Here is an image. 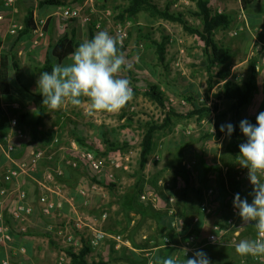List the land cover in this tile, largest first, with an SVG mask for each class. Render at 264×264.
<instances>
[{
    "label": "rangeland",
    "instance_id": "obj_1",
    "mask_svg": "<svg viewBox=\"0 0 264 264\" xmlns=\"http://www.w3.org/2000/svg\"><path fill=\"white\" fill-rule=\"evenodd\" d=\"M149 1L160 10L168 9L170 12L180 13L190 25L201 29V22L188 14L189 10L194 9V5L188 0ZM125 6L126 2L123 0H95L93 8L95 14L102 15L101 27L108 25L111 33L114 25L125 20L119 18ZM209 7L214 13L223 14L224 7L219 0H211ZM227 8H225L226 15L230 17L231 23L228 28L215 31L213 40L216 45L230 51L231 59L226 64L216 65L212 72L214 76L220 71L226 72L229 75L227 78L229 81L241 83L242 80L249 77L251 65H256L259 62L260 53L253 57L250 56L253 31L255 28L263 29L264 33V28L257 24L247 26L246 19L243 17L242 19L239 13V4L236 3L235 8L230 6L229 11H227ZM91 9V7H88L87 14H90V25L94 29L95 14L90 11ZM219 10L220 12H218ZM236 17L240 18L239 23L242 24L241 27L245 30H235L234 20ZM126 19L130 21L131 27L126 46L122 50L127 59V67L121 75L131 80V86L135 93L134 99L118 115L97 113L95 114L97 118L81 115L80 119L85 122L82 127L83 132H79V134H82L86 142L95 146L96 151L99 152H105V144L101 140V135L105 136V141L111 137L116 138L120 144L128 145V149L124 153L130 157L129 170L115 174L116 181L119 183V188L116 189L117 192L122 193L126 190L125 188L122 189L126 185H133L136 181H141L139 182L141 186L147 185L151 189L150 191H153L159 199L164 200L168 196L173 197L178 219L188 228L193 217L197 214L203 192L213 189L208 185V177L209 173L214 175L221 169L216 163L217 157L221 162L220 164L225 167L238 162L237 156L239 155L228 152L226 147L235 137L242 142L245 140L246 137L243 136L239 127L241 120L247 119L250 123L252 122L249 120L248 115L243 114L240 118L238 117V122L233 123L232 115L228 111L231 104L226 101L216 104L213 102L212 95L220 89L223 82L216 83L215 81L212 89H208L206 84L207 72L204 67L206 63L204 44L198 37L184 32L179 24L153 17L144 8L134 18ZM244 32H246V37L245 42L242 44L239 42V38ZM159 44L164 45L163 62L158 59L156 53ZM258 84L259 88L262 87L264 79H258ZM149 87H162L164 89V92H162L164 107L159 106L145 95ZM186 97L192 100L188 102ZM170 99H172V102ZM193 105L211 109V113L205 114L201 118L191 116L190 114L194 110ZM215 107L216 109H214ZM66 119L67 124L73 122L70 117ZM96 120L102 123V125L97 126L98 133L94 132L97 129L93 128L97 125ZM5 123L6 121L1 119L0 139L8 134V132L4 133L3 131ZM227 123L234 125V131L230 138L226 136V132L222 133L220 131V126ZM150 124L163 127L161 130L156 131L153 137L154 150L156 147L162 149L161 160L159 162L150 161L153 150L147 165L140 171L141 143ZM74 128L73 126L69 129L66 124L60 127L62 144L69 149L71 143L76 142L73 136ZM31 129L36 130V127H31ZM185 129H189L190 134H183ZM203 152L205 154H202ZM66 154L68 155L67 152ZM228 159H230L229 164L223 163ZM59 160H61L60 157ZM190 162H194V164L196 162L195 166L199 172L194 165L190 170L184 166V163ZM200 167L203 172L200 171ZM239 169L242 171L247 170L241 167ZM225 171L228 175L230 168ZM234 171L237 172V170ZM227 183L232 185L229 178ZM199 191L201 197H199ZM110 194L111 197H114L113 193ZM93 200L95 202L91 214L95 216L104 205L97 197ZM187 200L190 204L189 211L184 209ZM154 212H156L155 209L147 206L145 210L137 212L125 213L120 211L116 215L114 213L104 226V230L110 229L114 233H119L133 249L136 251L146 250V253L155 259L154 264H158L159 260L179 252L175 249L170 254L160 255L157 248L163 246L164 239L168 238L176 244L179 240L172 230L161 226L159 217L155 216ZM84 215L88 214L84 213ZM20 235L22 234L15 232L14 242L18 241L19 245H24L33 264H57L61 257V251L65 253L64 263L72 264L69 254L72 251L63 248L61 244H57L60 241L57 242L56 239H52L51 235L40 226L28 227L26 236ZM77 235L78 233H74L75 237ZM11 247L13 246H4L0 243V264L8 259V251ZM78 253L79 251H76L75 255ZM134 255L137 256L138 253H134ZM178 255L182 260L183 255L181 253ZM138 256L143 262L145 261L144 254ZM207 256L211 257L209 254ZM87 260L89 262L103 260L108 264H143V262H138L125 247L116 250L110 241L101 243L97 250L87 256ZM12 263L24 264L21 258L18 257L12 259ZM212 264L214 263L212 262Z\"/></svg>",
    "mask_w": 264,
    "mask_h": 264
},
{
    "label": "built area",
    "instance_id": "obj_2",
    "mask_svg": "<svg viewBox=\"0 0 264 264\" xmlns=\"http://www.w3.org/2000/svg\"><path fill=\"white\" fill-rule=\"evenodd\" d=\"M18 0H3L4 8L14 10V6ZM68 5L62 7L59 13L61 24L60 30L65 32L66 25L72 20H81L84 24H90V14L83 17V8L91 7V12H94L95 0H66ZM94 29L98 30L102 25V15H94ZM47 19H39L35 22V33L41 37L44 33ZM131 23L125 19L122 23L113 26L110 35L118 40V47L125 48ZM24 30V26L13 22L9 26V34L12 36L18 35ZM262 34L261 29L255 28L252 35V46L250 56L261 54L264 52V42L260 41L259 36ZM162 93L164 89L158 87ZM172 102V99H170ZM184 103V102H183ZM8 134L0 139V243L2 245H11L13 237L11 231L19 232L20 234L27 233V224L31 222L34 211H37L46 222L45 232L51 235L52 239L60 241L63 248L72 251H81L84 247L90 249L91 252L97 250L99 245L105 241L113 243L114 248L118 250L121 247L140 254L146 257L143 264H154L153 258L146 253V250L136 251L131 247L129 242L125 241L119 233L106 232L104 226L110 218L116 213L117 205L114 197H111L110 191L104 185L91 183L88 188H79L77 195L83 199L81 205H88L90 198H99L104 207L95 215H84L75 212L78 207L75 203L74 197L69 194V191L64 187L58 179L63 177V169L56 163L60 155L57 153L66 152L69 154L75 153L80 159L84 160L87 166L98 177H105L112 181L119 188V183L116 181V173H122L129 170L130 157L126 153H121L113 157L103 156V152H94L78 147L77 143L73 141L71 147L63 146L60 137V127L55 125L52 127V137L49 139L47 148L33 149L29 153V157L25 161H16L12 154L15 151L13 139L22 141L25 139V132L21 128L16 117L9 120ZM183 134H190L189 129H185ZM161 147H156L153 154L150 156L151 162H159L161 160ZM57 155V156H56ZM66 154L65 159H61L65 167L77 166V163L70 160ZM194 162L184 163L188 170L192 169ZM39 175V177H35ZM248 170L242 171L237 169V176L239 180H246ZM27 177L33 181L39 192L36 197V207L30 201V197L26 191L21 188L20 179ZM215 195L214 189H208L203 192L202 200L198 207V213L191 221V228L197 225L201 217H209L212 214V209L209 199ZM139 200L143 203L149 204L153 209L163 213L165 219L168 221L169 229L172 230L178 237L179 242L173 243L166 238L163 241L161 248H172L182 251L188 249L187 257H191L193 252L201 250L206 246H227L235 247L241 234L240 217L237 210L234 209L233 203L227 209V216L219 215V221L211 225L203 238H198L192 231L181 235V222L178 219L175 210V199L171 196L160 201L159 197L153 191H144ZM68 205L74 212V216L64 214V207ZM37 208V210H36ZM7 217V218H6ZM224 218V219H222ZM74 233H78L77 237ZM64 245V246H63ZM160 249V248H158ZM90 252V253H91ZM182 254V253H181ZM61 257L57 264H65L64 251H61ZM21 258L24 264H33L27 254L24 245L18 247H11L8 251V259L2 261L1 264H13L12 259ZM254 263L264 264V257L251 256Z\"/></svg>",
    "mask_w": 264,
    "mask_h": 264
},
{
    "label": "crops",
    "instance_id": "obj_3",
    "mask_svg": "<svg viewBox=\"0 0 264 264\" xmlns=\"http://www.w3.org/2000/svg\"><path fill=\"white\" fill-rule=\"evenodd\" d=\"M38 1L40 0H18L14 6V10H11L8 8H4L3 0H0V55L6 56L9 61L8 73L9 84L11 88L10 95L0 96V121L1 119H4L6 121L5 129L3 128L4 133L10 132L8 125L9 120L11 118L16 117L19 121L21 128L25 132L24 140L17 141L13 139V144L15 145L14 154L17 157V159H15L16 161L27 160L29 157V153L33 149H37L36 147L47 148L50 144L49 139L52 137L53 126L58 125L59 127H63V124H66L69 129L73 128V126L77 129H81L85 122L80 119L81 115L91 117L93 116L94 118H97L95 115L88 114L90 108L87 103L83 104L80 107H73L68 104L65 105L61 110L49 111L46 106L41 105L43 97L37 91L36 81L39 79V75L42 73L41 69L45 67L47 63L51 68L53 64L71 63L72 55H70L68 58H66L60 63L52 57V48L61 36L66 34L75 43H78L80 45V43H82L83 41L89 40L90 29L93 30V35H95L99 31H107L110 34V27L108 25L102 26L98 30H95L93 29V27H91L90 24H84L81 20L69 21L66 25V31L63 32L60 30L61 19L59 15L62 10V7H39ZM219 1L223 4V14L225 15L227 14L225 8L228 7L227 11H229L230 6L231 8H235L236 3L240 6L239 0ZM28 7H31L33 11V24H35V22L39 19H47V24L45 26L43 35L39 37L37 33H35V26L23 36H20L19 34L15 36L10 35L9 26L11 23L16 22L24 26V20L27 15ZM87 11V7L83 8V17H86L88 15ZM218 12H220V10ZM239 13L241 14V18L243 17L244 19H246L247 26H249V24H257L263 26L264 28V0H256V2L253 3L246 11H243L240 8ZM239 20L240 18L238 17H236V19L234 20L235 30L237 31L239 29H244L241 27L242 24L240 25ZM245 37L246 32L240 35L239 42L243 44V42H245ZM259 38L261 42H264L263 29L262 34L259 36ZM259 62L256 64L255 67L257 90L252 95L249 104L242 108L238 115L239 118L243 114L248 115V117L250 118L249 120H251L253 125L256 124V114L261 111V106L264 103V84L260 88L258 84V79H264V52L260 54ZM256 97L257 100L259 98L258 101L256 100ZM39 109H41V111L43 112L41 122L38 121ZM67 117H70V119L72 118L71 120L73 121V124L66 123ZM238 117L235 119V122H238ZM95 122L97 125L93 128H96L97 131L95 130L94 132L98 133L99 129L97 128V126L102 125V123L97 120ZM35 123H37L36 130H32L31 127H34ZM61 141L63 142L62 138ZM57 155H60V159L66 158V153L64 154L63 151L62 153H57ZM216 160V163L220 166L221 169L217 173H214V175L213 173H209L208 185H210L214 189L215 195L217 193L219 194V192L222 191L223 196L220 197V199H215L214 197L209 199V203L212 208V213L217 212L220 206H223L227 210L232 204V200H234L235 194L237 193L240 194L242 199L246 197L249 202H251L252 197L250 194L252 192V186L249 180H239L237 172L234 171L239 169L240 167L237 164L238 162H234L233 164L228 165V167H225L223 166V164H220L221 162L219 161L218 157ZM229 161L230 159H228L227 161L225 160V162L223 163L229 164ZM56 162L59 167H61L62 169L65 168L64 163H62L59 158H57ZM228 168H230V171L229 174L226 175L225 170H228ZM227 177L229 178V181L230 183H232V185H229L227 183ZM20 185L23 190H28L30 192V201L36 207V197L38 196L39 192L33 181L27 177H23L20 179ZM130 185L131 184L126 185L122 189H127ZM234 186L237 187L236 190L233 189ZM120 190L119 192H121ZM93 199L94 197L90 198L88 205L86 206L81 205L80 208L76 207L75 212L80 214L86 213L92 216L91 212L93 211V205L95 202V200ZM160 201L162 202V199H160ZM188 202L189 201L187 200L186 207H189L190 205L188 204ZM64 208V214L74 216V212L69 208L68 205H65ZM218 215L212 218L214 223L219 221ZM202 218L206 219V217L203 216ZM182 224L183 223L181 222V225ZM36 225L40 226L45 231L46 222L43 220L42 216L39 215L37 211H34L33 216L31 218V222L28 223L27 226L35 227ZM184 227L185 224L182 225L181 231H183V233L186 234L192 231L191 226H189L187 230H184L186 228ZM240 230L241 234L238 239V242L239 240L245 238H255L256 231L255 233L249 232V225H243L241 219ZM22 235L26 236V234ZM197 237L201 238L200 235H197ZM212 250L214 251V256L209 258L210 261H212L214 264H247V260L249 261V263H254L253 261H251L252 259L250 258V256H239L235 252V247L213 246Z\"/></svg>",
    "mask_w": 264,
    "mask_h": 264
},
{
    "label": "trees",
    "instance_id": "obj_4",
    "mask_svg": "<svg viewBox=\"0 0 264 264\" xmlns=\"http://www.w3.org/2000/svg\"><path fill=\"white\" fill-rule=\"evenodd\" d=\"M126 2V6L123 8L122 13L120 14V19H126V18H134L141 9L147 10L153 17H157L158 19L170 22V23H176L182 26V29L184 32L196 36L199 38L201 42L204 44V54L206 57V63L204 65L205 70L207 72V87L208 89H212L213 82L216 81V83L223 82L220 89L212 95V100L216 104L221 101H226L231 104L228 111L232 115L233 123L235 122V119L238 117L240 110L247 106L251 100L252 95L257 90L256 85V71H255V64L251 65V73L249 77L242 80L241 83H235L233 81H229L228 73L220 71L215 76L213 75L212 69L216 65L226 64L231 59L230 51L227 48L220 47L214 43L213 35L215 31L219 29H226L230 25V17L225 14H218L214 13L210 7L209 3L211 0H188L190 3L194 5L193 10H189L188 14L195 19H198L201 22V29L195 28L194 26L190 25L183 15L180 13L170 12L168 9L160 10L155 4H153L149 0H123ZM256 0H239L240 8L243 11H246L253 3H255ZM68 3L66 0H40L38 1V6H50V7H65ZM33 11L31 7L27 8V15L24 20V30L19 33L20 36L25 35L29 30L34 28L33 24ZM94 37L93 30L90 29L89 32V40ZM79 46L78 43H75L71 38H69L66 34L61 36L55 45L52 48V57L57 60L59 63L68 58L74 50ZM120 48V47H119ZM124 48H120L122 51ZM156 53L158 56V59L160 61H164V45L159 44L157 45ZM42 72L44 71H51V67H49L48 63L41 69ZM9 61L6 58V56L0 55V96H8L11 94V88L9 84ZM264 91V86H263ZM145 95L154 101L156 104H158L161 107H164V99L162 96V93L159 91L158 87H149L148 91L145 92ZM186 100L190 102L192 99L186 97ZM42 105V101H41ZM194 106L193 112L190 114L191 116H198L202 117L205 114H210L211 109H205L200 108L196 105ZM42 107V106H41ZM216 109V107L214 108ZM213 109V110H214ZM264 112V103L261 106V111ZM43 117V112L41 109H39V118L38 121L41 122ZM37 123L34 124V128L36 127ZM162 126H156L155 124H150L147 128L143 139L141 143V150L139 155V168L140 171H142L145 166L148 163L149 156L154 150V144H153V137L156 131L161 130ZM83 129H73V136L76 140L77 145L81 149H86L94 152L96 151V147L93 146L90 143L86 142L85 137L83 135L79 134V132H83ZM220 132V131H219ZM221 133V132H220ZM104 135H101V140L105 144V152L101 153L103 156L106 157H113L115 155L121 154L126 152L128 149V145L126 144H120L116 138H108L106 141L104 140ZM246 140L243 142L240 141L238 138H233L232 141L227 145L228 152L232 154L239 155V145L242 143H245ZM202 154H205L204 152ZM14 159H17L14 152L12 154ZM68 158L74 162L77 163V166L75 168L73 167H65L63 169V177L58 179V182H60L64 187L67 188L69 191V194L74 197L76 205L79 207L83 199L77 195V190L79 188H88L91 183H97L100 185H104L108 188L110 193L114 194L116 205H117V211L116 213L120 211H124L125 213L130 212H137L141 210H145L148 207H151L147 203H143L139 200L140 195L144 191H150L151 189L144 185L141 186V181H136L133 185L128 187L124 192L118 193L116 190V185L112 181L107 180L105 177H98L95 175V173L87 166L84 160L80 159L75 153H71L68 155ZM19 161V160H17ZM4 160L0 162L2 164ZM196 162L194 164V167L196 169ZM200 171L203 172V169L200 167ZM197 170V169H196ZM198 171V170H197ZM188 172V171H187ZM199 172V171H198ZM205 172V171H204ZM35 177H39V175H35ZM208 188V187H207ZM233 189H237L236 186H234ZM27 195H30V192L28 190H25ZM220 191V190H218ZM221 192V194H220ZM219 194L217 193L214 195L215 199H220L222 197V191H220ZM199 197H201L200 191H199ZM214 199V201H215ZM186 211H189V208L184 207ZM157 212V213H156ZM155 216L157 215L159 217V222L161 226L165 227L166 229L170 230L168 225V221L165 219L163 213L156 211ZM192 212V211H191ZM115 213V215H116ZM198 213V212H197ZM221 215L222 217L227 216V210L220 206L219 210L217 212L212 213L209 217H206V219H203L201 217L199 223L195 225L192 228V233L197 235H200L201 238H203L210 225L214 222L212 218L216 217L217 215ZM218 215V216H219ZM7 218V217H6ZM224 219V218H222ZM220 220V219H219ZM205 221V222H204ZM180 230H182V225L180 227ZM184 230H187L185 228ZM108 232H112L113 230H106ZM249 232L255 233V228L251 225H249ZM11 235L13 237L12 246L18 247V241L14 242V235L15 232L11 231ZM181 235H185L183 231H181ZM256 237V234H255ZM213 246H206L205 248H202L206 254H209L211 257L214 256V251L212 250ZM215 247V246H214ZM128 250V249H127ZM174 249L172 248H157V251H160V255L164 256L166 254H170ZM129 253L138 260V262H143L139 258V254L136 256L134 255V252L128 250ZM90 249L84 247L81 249V251L75 255L73 253H69L71 256L72 264H108L107 262L103 260L99 261H88L87 256L90 254ZM251 258V256H250ZM153 261L155 262V259L153 258ZM252 261V260H251ZM247 264H254L249 263V261H246Z\"/></svg>",
    "mask_w": 264,
    "mask_h": 264
},
{
    "label": "clouds",
    "instance_id": "obj_5",
    "mask_svg": "<svg viewBox=\"0 0 264 264\" xmlns=\"http://www.w3.org/2000/svg\"><path fill=\"white\" fill-rule=\"evenodd\" d=\"M126 67L127 59L118 47L117 38L99 31L92 39L80 43L72 53L71 63L53 64L50 72L39 75L36 84L43 97L42 105L49 111H58L68 104L80 107L87 103L89 115H118L135 95L131 80L121 75ZM239 127L246 142L239 145L237 164L248 170L252 199L249 202L237 193L233 207L243 225L255 228L256 237L239 240L235 252L241 257H264V112L256 116L255 125L243 119ZM220 131L230 138L234 125L222 124ZM188 251L175 252L158 264H212L203 250H196L191 258H186Z\"/></svg>",
    "mask_w": 264,
    "mask_h": 264
}]
</instances>
